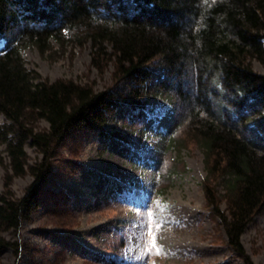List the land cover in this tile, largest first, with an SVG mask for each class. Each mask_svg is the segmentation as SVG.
<instances>
[{"label": "trees", "instance_id": "trees-1", "mask_svg": "<svg viewBox=\"0 0 264 264\" xmlns=\"http://www.w3.org/2000/svg\"><path fill=\"white\" fill-rule=\"evenodd\" d=\"M64 38L89 41L93 65L107 58L120 79L137 87L130 95L135 105L142 98L168 105L145 127L156 123L159 140L175 142L184 129L196 141L206 179L222 177L226 210L209 184L206 200L229 246L254 264L240 238L264 211V74L252 67L264 62V0H0V115L7 122L0 123V145L14 175L26 167L33 176L21 198L0 197V252L8 244L2 232L16 231L36 207L53 146L78 126L104 125L115 103L106 91L49 82L26 66L23 49L44 52ZM36 119L48 129L35 130ZM25 145L41 161L28 164Z\"/></svg>", "mask_w": 264, "mask_h": 264}, {"label": "rangeland", "instance_id": "rangeland-1", "mask_svg": "<svg viewBox=\"0 0 264 264\" xmlns=\"http://www.w3.org/2000/svg\"><path fill=\"white\" fill-rule=\"evenodd\" d=\"M21 55L42 79L106 91L115 103L104 125L78 126L53 146L36 207L16 231L2 232L8 244L1 264H245L206 200L209 184L220 211L226 210L222 177L206 179L199 145L184 129L171 142L159 140L156 123L145 127L168 109L162 99L142 98L135 105L130 95L137 87L120 79L107 58L93 65L85 39L51 40L46 51L29 46ZM252 67L264 74V62L252 61ZM0 123H7L1 115ZM30 124L40 132L48 129L42 119ZM155 146L160 150L152 162ZM24 151L28 164L41 161L33 147L25 145ZM24 169L14 175L0 145V197L25 195L33 176ZM240 240L253 263L264 264V211Z\"/></svg>", "mask_w": 264, "mask_h": 264}, {"label": "snow or ice", "instance_id": "snow-or-ice-1", "mask_svg": "<svg viewBox=\"0 0 264 264\" xmlns=\"http://www.w3.org/2000/svg\"><path fill=\"white\" fill-rule=\"evenodd\" d=\"M153 245H155V238H153ZM162 250H158L157 254H159V252Z\"/></svg>", "mask_w": 264, "mask_h": 264}]
</instances>
